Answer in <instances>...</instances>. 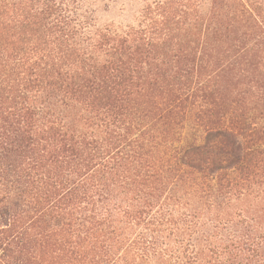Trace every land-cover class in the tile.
Segmentation results:
<instances>
[{
    "label": "trees",
    "instance_id": "16d2710c",
    "mask_svg": "<svg viewBox=\"0 0 264 264\" xmlns=\"http://www.w3.org/2000/svg\"><path fill=\"white\" fill-rule=\"evenodd\" d=\"M0 264H264V0H0Z\"/></svg>",
    "mask_w": 264,
    "mask_h": 264
},
{
    "label": "rangeland",
    "instance_id": "374dc122",
    "mask_svg": "<svg viewBox=\"0 0 264 264\" xmlns=\"http://www.w3.org/2000/svg\"><path fill=\"white\" fill-rule=\"evenodd\" d=\"M135 15L131 10H123L121 1L106 6L105 3L97 7V20L100 25L116 23L128 25L134 22Z\"/></svg>",
    "mask_w": 264,
    "mask_h": 264
}]
</instances>
